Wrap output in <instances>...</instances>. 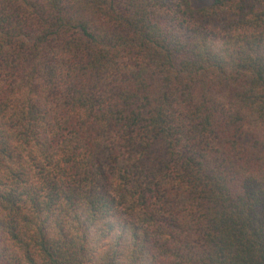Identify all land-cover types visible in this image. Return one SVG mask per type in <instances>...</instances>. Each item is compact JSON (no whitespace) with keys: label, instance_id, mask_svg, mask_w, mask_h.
Listing matches in <instances>:
<instances>
[{"label":"trees","instance_id":"16d2710c","mask_svg":"<svg viewBox=\"0 0 264 264\" xmlns=\"http://www.w3.org/2000/svg\"><path fill=\"white\" fill-rule=\"evenodd\" d=\"M0 264H264V0H0Z\"/></svg>","mask_w":264,"mask_h":264},{"label":"rangeland","instance_id":"374dc122","mask_svg":"<svg viewBox=\"0 0 264 264\" xmlns=\"http://www.w3.org/2000/svg\"><path fill=\"white\" fill-rule=\"evenodd\" d=\"M213 0H190L193 8H202L209 5Z\"/></svg>","mask_w":264,"mask_h":264}]
</instances>
